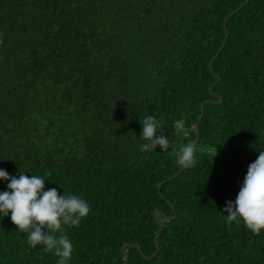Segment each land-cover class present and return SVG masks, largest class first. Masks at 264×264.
<instances>
[{"label": "trees", "instance_id": "obj_1", "mask_svg": "<svg viewBox=\"0 0 264 264\" xmlns=\"http://www.w3.org/2000/svg\"><path fill=\"white\" fill-rule=\"evenodd\" d=\"M146 115L168 151H140ZM260 151L264 0H0V169L89 203L68 264H264L223 213ZM10 215L0 264H57Z\"/></svg>", "mask_w": 264, "mask_h": 264}, {"label": "clouds", "instance_id": "obj_2", "mask_svg": "<svg viewBox=\"0 0 264 264\" xmlns=\"http://www.w3.org/2000/svg\"><path fill=\"white\" fill-rule=\"evenodd\" d=\"M140 138L145 141L141 152L168 151L169 137L164 135V127L156 116L146 115L142 120ZM182 129L176 128L179 135ZM196 146L189 142L177 153V164L188 169L196 164ZM0 180L10 181L8 191H0V216L10 215L17 230L26 234L30 248L40 246L44 253L58 257L57 264H68L73 245L66 233V227H78L91 209L82 197L64 191L61 195L56 188L45 191L42 176L21 173L17 179L0 169ZM225 223H241L253 234L260 235L264 229V151L248 167L235 202L227 201L223 209Z\"/></svg>", "mask_w": 264, "mask_h": 264}, {"label": "water", "instance_id": "obj_3", "mask_svg": "<svg viewBox=\"0 0 264 264\" xmlns=\"http://www.w3.org/2000/svg\"><path fill=\"white\" fill-rule=\"evenodd\" d=\"M242 6H243V5H241V6L238 7L237 9H235L232 13L237 12ZM232 13H230V14H232ZM225 41H226V39L224 40L223 45H224ZM211 67L213 68V60L211 61ZM203 114H204V103L202 104V112H201V114H200V116H199V118H198V121H197V134H198V135H199V123H200V121H201V119H202ZM198 135H197V138H196L195 141H194V144H196V142H197ZM163 227H164V225L162 224V228H163ZM160 234H161V232L159 233L158 236H160ZM127 245H132V244H126V245L123 246V249H124L125 252H126V246H127ZM139 248H140L141 252H143L142 247L139 246ZM159 248H160V244L158 243L157 250H156V252H155L154 254H156V253L159 251ZM126 258H128V253H126ZM124 264H125V263H124Z\"/></svg>", "mask_w": 264, "mask_h": 264}]
</instances>
